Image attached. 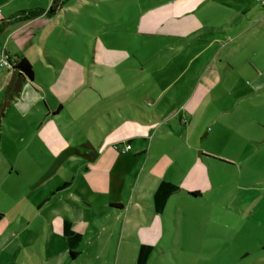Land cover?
<instances>
[{"label": "crops", "instance_id": "crops-1", "mask_svg": "<svg viewBox=\"0 0 264 264\" xmlns=\"http://www.w3.org/2000/svg\"><path fill=\"white\" fill-rule=\"evenodd\" d=\"M51 1L0 0V21ZM153 2L67 0L0 29V58H26L33 76L8 106L41 107L54 125L32 140L51 154L46 166L68 151L47 193L64 206L47 223L70 260L100 250L107 236L120 246L119 230L142 253L156 246L166 213L191 212L207 190L264 182V0ZM12 71L0 75L1 99ZM87 85L117 97L73 104ZM242 168L261 176L242 184ZM211 169L231 180H210Z\"/></svg>", "mask_w": 264, "mask_h": 264}, {"label": "rangeland", "instance_id": "rangeland-1", "mask_svg": "<svg viewBox=\"0 0 264 264\" xmlns=\"http://www.w3.org/2000/svg\"><path fill=\"white\" fill-rule=\"evenodd\" d=\"M138 1L145 7L155 5L154 0ZM134 15L131 12V18ZM76 46L84 48L81 43ZM5 68H8L6 64L0 66V75ZM145 79L148 84L150 73ZM102 95L98 96L87 85L85 89L78 88L71 102L105 103L117 97ZM137 99L134 92L129 93L130 101ZM149 99L152 98L146 101ZM40 108L28 109L13 102L0 116V264H264V182L253 190L247 185L227 188L223 195L214 197L212 190L205 188V195L191 212L190 205H183L180 216L164 215L156 246L142 253L134 248L132 236L119 230L118 237L123 240L120 246L119 239L107 236L100 238L104 241L100 250L90 247L89 252L70 260L58 245V236L50 234L48 229L49 212L64 206L63 201L47 197L50 184L60 180L63 170H58V164L47 173L51 154L43 143L33 148V139L42 140L40 136L55 128L43 118ZM61 117L65 119L66 115ZM249 171L242 168L236 176H240V180L236 178L238 182L244 184L261 176ZM230 175L226 170L209 171L210 180L228 182ZM215 202L218 207L213 206ZM93 230L94 236L103 235L97 236V230Z\"/></svg>", "mask_w": 264, "mask_h": 264}, {"label": "trees", "instance_id": "trees-1", "mask_svg": "<svg viewBox=\"0 0 264 264\" xmlns=\"http://www.w3.org/2000/svg\"><path fill=\"white\" fill-rule=\"evenodd\" d=\"M67 0H52L50 6L46 8L34 7L23 10H18L16 13L9 16V18L0 21V29L10 24L15 20H27L36 17L41 14L51 15L59 7H61ZM12 74L8 79L3 89V97L0 101V116L3 115L4 108L8 106L14 95H18L20 92L21 85L25 79L32 80V68L28 60L24 57L20 59L10 61ZM68 155V151H63L54 160L51 168L47 173H50L51 169L55 168L64 157Z\"/></svg>", "mask_w": 264, "mask_h": 264}, {"label": "built area", "instance_id": "built-area-1", "mask_svg": "<svg viewBox=\"0 0 264 264\" xmlns=\"http://www.w3.org/2000/svg\"><path fill=\"white\" fill-rule=\"evenodd\" d=\"M5 64L8 66V68H11V63L8 62L7 60H4V61L0 62V66H4ZM112 148H113L115 151H118V152L123 153V152H126L127 150H129V148H130V144H129V143H125V144L123 145V147L120 148V145L114 143L113 146H112Z\"/></svg>", "mask_w": 264, "mask_h": 264}]
</instances>
